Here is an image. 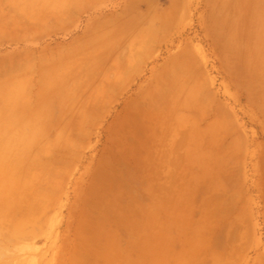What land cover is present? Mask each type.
I'll use <instances>...</instances> for the list:
<instances>
[{"label": "rangeland", "instance_id": "rangeland-1", "mask_svg": "<svg viewBox=\"0 0 264 264\" xmlns=\"http://www.w3.org/2000/svg\"><path fill=\"white\" fill-rule=\"evenodd\" d=\"M235 3L101 0L134 33L158 28L159 56L181 48L197 115H0V264H264V71H245L246 97L216 54L252 43L220 21ZM16 101L0 93V113Z\"/></svg>", "mask_w": 264, "mask_h": 264}, {"label": "crops", "instance_id": "crops-1", "mask_svg": "<svg viewBox=\"0 0 264 264\" xmlns=\"http://www.w3.org/2000/svg\"><path fill=\"white\" fill-rule=\"evenodd\" d=\"M9 1L0 13V93L17 101L0 115H28L30 127L37 115L45 127L48 115H113L109 126L116 115H162L169 123L197 115L195 67L181 63V48L159 56L165 41L158 28L134 33L132 24L102 16L101 0ZM231 11L220 21L235 22L237 39L252 43L247 55L217 50L218 66L249 97L259 83L243 81L245 71H264V0H236Z\"/></svg>", "mask_w": 264, "mask_h": 264}, {"label": "bare ground", "instance_id": "bare-ground-1", "mask_svg": "<svg viewBox=\"0 0 264 264\" xmlns=\"http://www.w3.org/2000/svg\"><path fill=\"white\" fill-rule=\"evenodd\" d=\"M5 29H6V28H5ZM12 30H13V29H12ZM1 32H2V31H0V34H1ZM2 34H3V33H2ZM8 34H9V33H8ZM10 37H11V35H10ZM171 58H172V57H171ZM173 58H174V57H173ZM175 59H176V58H175ZM169 61H172V59H171V60L169 59ZM168 63H169V62H168ZM171 63H172V62H170L169 64H171ZM157 76H158V74H157ZM155 77H156V76H155ZM237 78H238V77H237ZM161 80H162V79H161ZM248 80H249V79H248ZM156 81H157V80H156ZM243 81H245V80H243ZM240 82H242V81H240ZM199 102H200V101H199ZM199 104H200V103H199ZM202 104H203V103H202ZM1 106H3V105H1ZM134 109H135V108H134ZM96 116H97V115H96ZM96 116H95V117H96ZM18 118H19V117H18ZM133 119H135V118H133ZM129 123H130V122H129ZM131 124H132V123H131ZM219 124H220V123H219ZM222 124H223V123H222ZM233 125H234V124H233ZM75 126H76V125H75ZM223 126H224V125H223ZM223 126H221V127H223ZM72 128H73V127H72ZM79 128H80V127H79ZM82 128H83V126H82ZM130 128H131V127H130ZM217 128H218V127H217ZM81 130H82V129H81ZM87 132H88V131H87ZM82 133H83V132H82ZM85 135H86V134H85ZM80 136H81V135H80ZM71 138H72V137H71ZM85 138H87V136H86ZM84 141H85V140H84ZM149 143H150V141H149ZM76 144H77V143H76ZM78 144H79V143H78ZM80 144H81V143H80ZM143 146H144V143H143ZM143 146H142V147H143ZM149 146H150V144H149ZM149 146H148V147H149ZM145 147H146V146H145ZM148 147H147V148H148ZM143 148H144V147H143ZM138 149H139V148H138ZM105 150H106V149H105ZM142 151H143V150H142ZM107 152H108V151H107ZM109 152H110V150H109ZM111 153H112V152H111ZM113 153H114V152H113ZM134 153H135V152H134ZM151 153H153V152H151ZM151 153H150V154H151ZM132 154H133V153H132ZM147 154H149V153H147ZM150 154H149V155H150ZM104 155H105V154H104ZM111 155H112V154H111ZM106 156H107V155H106ZM116 156H117V155H116ZM124 157H126V156H124ZM134 157H135V156H134ZM148 157H149V156H148ZM150 157H151V156H150ZM107 158H108V157H107ZM130 158H131V156H130ZM137 158H138V157H137ZM115 159H116V158H115ZM124 159H125V158H124ZM149 159H150V158H149ZM100 160H101V159H100ZM154 160H155V159H154ZM156 160H157V159H156ZM149 161H150V160H149ZM103 163H104V162H103ZM150 165H151V164H150ZM15 167H16V166H15ZM133 167H134V166H133ZM128 168H129V167H128ZM130 168H131V167H130ZM134 168H135V167H134ZM152 169H153V168H152ZM131 170H133V169L131 168ZM152 171H153V170H152ZM156 173H157V172H156ZM170 173H171V172H170ZM157 174H158V173H157ZM169 176H170V175H169ZM183 179H184V178H183ZM100 180H102V179H100ZM94 182H95V181H94ZM179 185H181V184H179ZM179 185H178V186H179ZM178 188H179V187H178ZM181 189H182V187H181ZM189 191H191V188H190ZM18 204H19V203H18ZM20 204H21V203H20ZM22 204H24V203H22ZM11 206H12V208H13V204H11ZM15 206H16V205H15ZM21 206H22V205H21ZM9 207H10V205H9ZM6 208H8V207H6ZM15 208H16V207H15ZM17 208H20V206L17 207ZM24 208H25V207H24ZM27 209H30V212H31V208H27ZM8 210H9V209H8ZM13 210H14V209H13ZM17 210H18V209H17ZM3 212H4V211H3ZM6 212H7V211H6ZM6 212H5V213H6ZM8 212H9V211H8ZM30 212H29V213H30ZM13 213H14V211H13ZM16 213H17V212H16ZM16 213H15V214H16ZM23 213H24V212H23ZM1 214H3V213H1ZM10 214H12V212H10ZM10 214H8V215H10ZM30 214H32V213H30ZM27 215H29V214H27ZM36 215H37V214H36ZM17 216H18V215H17ZM21 216H22V215H21ZM29 216L31 217V216H33V215H29ZM0 217H1V216H0ZM2 217H3V216H2ZM2 217H1V218H2ZM19 217H20V216H19ZM23 217L25 218L26 216H23ZM31 218H32V217H31ZM5 219H7V218H4V220H5ZM8 219H9V218H8ZM10 219H12V216L10 217ZM20 219H21V218H20ZM20 219H18V220H20ZM36 219H37V217H36ZM22 220H23V219H22ZM24 220H25V219H24ZM26 220H27V218H26ZM28 220H30V219L28 218ZM5 221H7V220H5ZM8 221H9V220H8ZM11 221H12V220H10V222H11ZM2 222H4V221L2 220ZM10 222H9V223H10ZM33 223H34V222H33ZM33 223H31V224H33ZM5 224H6V223H5ZM5 224L3 223V226H4ZM41 224H42V223H41ZM5 227H6V226H5ZM26 227H27V226H26ZM28 227H31V226H28ZM33 227H34V226H33ZM16 228H17V227H16ZM16 228H14V229H16ZM20 228H21V226H20ZM23 228H25V227H23ZM36 228H37V227H36ZM2 229H3V228H2ZM27 229H28V228H27ZM37 229H38V228H37ZM232 229H233V228H232ZM22 230H23V229H22ZM38 231H39V230H38ZM38 231H37V232H38ZM9 233H10V231H9ZM4 234H5V233H4ZM1 235H2V234H1ZM7 235H8V234H7ZM28 235H30V234H28ZM228 236H229V235H228ZM194 237H195V236H194ZM20 238H21V237H20ZM20 238H19V239H20ZM5 240H6V238H5ZM29 240H30V239H29ZM224 240H225V239H224ZM9 241H10V240H9ZM26 241H27V240H26ZM12 242H13V241H12ZM12 244H13V243H12ZM228 244H229V243H228ZM1 245H2L1 247L4 246L3 244H1ZM7 247H8V246H7ZM228 247H229V246H228ZM9 248H10V247H9ZM1 250H2V249H1ZM6 250H7V249H6ZM234 250H235V249L232 248V251H234ZM3 251H4V250H3ZM7 251H10V250H7ZM30 251H31V250H30ZM30 251H29V252H30ZM225 251H226V250H225ZM229 251H230V250H229ZM27 252H28V251H27ZM1 253H2V252H1ZM16 253H17V252H16ZM16 253H14V255H15ZM22 254H23V253H22ZM24 254H26V253H24ZM0 255H1V254H0ZM4 255H5V254H4ZM7 255H8V254H7ZM10 255H11V254H10ZM192 255H193V254H192ZM194 256H196V254H194ZM2 257H3V256H2ZM4 257H5V256H4ZM196 257H197V256H196ZM227 257H230V256H227ZM27 258H28V257H27ZM71 258H72V257H71ZM199 258H200V257H199ZM221 258H223V257H221ZM10 259H11V258H10ZM24 259H25V258H24ZM0 260H1V261H2V260L4 261L5 258H4V259H0ZM6 260H7V259H6ZM20 260H21V259H20ZM22 260H23V259H22ZM12 261H13V259H12ZM17 261H18V260H17ZM62 261H63V260H62ZM71 261H72V259H71ZM194 261H195V260H194ZM227 261H228V260H227ZM7 262H8V261H7ZM7 262H6V263H7ZM15 262H16V261H15ZM57 262H58V260H57ZM63 262H65V261H63ZM196 262H199V261L197 260ZM223 262H224V261H223ZM237 262H238V261H237ZM237 262H236V263H237ZM16 263H17V262H16ZM55 263H56V262H55ZM58 263H59V262H58ZM58 263H57V264H58ZM70 263H71V262H70ZM110 263H111V262H110ZM193 263H194V262H193ZM228 263H229V261H228ZM231 263H232V261H231ZM236 263H235V264H236ZM10 264H11V263H10ZM17 264H18V263H17ZM20 264H22V262H21ZM37 264H38V263H37ZM62 264H64V263H62ZM200 264H202V263H200Z\"/></svg>", "mask_w": 264, "mask_h": 264}]
</instances>
